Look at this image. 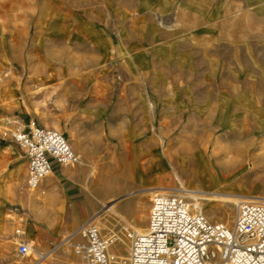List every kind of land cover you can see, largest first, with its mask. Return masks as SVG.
<instances>
[{
	"label": "rangeland",
	"instance_id": "1",
	"mask_svg": "<svg viewBox=\"0 0 264 264\" xmlns=\"http://www.w3.org/2000/svg\"><path fill=\"white\" fill-rule=\"evenodd\" d=\"M30 118L61 132L83 171L64 190L46 178L53 233L39 250L27 228L46 189L28 188L0 139V264H83L73 246L89 223L118 233L124 256L122 225L143 230L159 191L264 198V0H0V121ZM197 152L217 179L192 177ZM186 197L232 225L235 202Z\"/></svg>",
	"mask_w": 264,
	"mask_h": 264
},
{
	"label": "built area",
	"instance_id": "2",
	"mask_svg": "<svg viewBox=\"0 0 264 264\" xmlns=\"http://www.w3.org/2000/svg\"><path fill=\"white\" fill-rule=\"evenodd\" d=\"M0 139L20 152L31 190L39 189L55 170L81 162L61 132L34 121H0ZM120 234L129 244L124 256L112 249L119 234H103L91 223L81 230L83 240L73 246V252L83 264H264V202L238 201L229 227L209 221L198 202L160 192L150 200L146 227L139 230L123 224ZM17 253H29L25 241L18 240Z\"/></svg>",
	"mask_w": 264,
	"mask_h": 264
},
{
	"label": "crops",
	"instance_id": "3",
	"mask_svg": "<svg viewBox=\"0 0 264 264\" xmlns=\"http://www.w3.org/2000/svg\"><path fill=\"white\" fill-rule=\"evenodd\" d=\"M43 58H46V56H44ZM20 119H21V117H20ZM29 120H31V118L27 119V121H25V119H22L21 121L23 123H27V122H29ZM76 149H77V151H80L81 154L84 157L85 156L89 157V154H90L89 152H84L80 148H76ZM196 155H200L202 157V159H203L202 154L197 152V153L194 154V161H195ZM80 165H81V163H79L75 167V169H73V170H71L70 168L61 169V170H55V172L52 174V176L58 177V179L60 181V186L63 189L65 183H67V182L74 183V182H76L78 180L77 176L79 175V172L83 171ZM221 168H222L221 170L228 169L225 166H222ZM120 174H119L118 177L115 178L116 182H117V179H118L119 182H121L122 180L126 181L127 180V175L123 176V175H120ZM195 180L201 182V180H199V179H195ZM41 186L45 187V189H46V190L43 191V193L47 192L46 198L44 199L45 200V205H44V215H45V217L42 218V221H39V224H37L38 227L35 228L36 233H34V231L32 230L31 226H28L27 229H28L29 233H32V234L36 235L37 239L40 241L39 244H38V248L37 249H39V250H47L49 248V246L51 245V242L49 241V236L53 233V231L51 229L50 230L47 229V226L50 225V223H51V220H50L51 216L48 213H50L51 207L53 206V199H54V196H55L54 180L53 179H49V180L45 179V180L42 181V185ZM121 201L122 200H119V201L116 202V204H120L121 208L124 207V206L125 207L126 206H130L132 204L131 200H127L126 202H121ZM64 203H65V198H64ZM55 220L58 222V217H56ZM70 221H71L70 222L71 227H78V226H80L82 224V221L78 222L76 220V217H72L70 219ZM146 224H147V222H146ZM146 224L144 225L143 228L146 227ZM57 225L58 224L56 223L55 226H57Z\"/></svg>",
	"mask_w": 264,
	"mask_h": 264
},
{
	"label": "bare ground",
	"instance_id": "4",
	"mask_svg": "<svg viewBox=\"0 0 264 264\" xmlns=\"http://www.w3.org/2000/svg\"><path fill=\"white\" fill-rule=\"evenodd\" d=\"M191 175H192V177L194 179H199L201 181H203L205 179V177H209V178H211V180L212 179L215 180L218 177L217 173L212 168L208 169L206 167V164L203 163L202 157L200 155H196V157H195V163H194L193 168L191 170ZM32 190H38V189H32ZM160 192H171V191L163 190V191H159V193ZM173 193H177L178 194V192H173ZM183 193L185 194V192H183ZM180 195H182V194H180ZM185 195L188 196V197H191L193 199H196L198 197V196H193V195H191L189 193H187ZM199 197L204 198V199L214 200V201L222 200V201H224V203L225 202H232V203L235 202L236 204H237V201H240V200H243V199H248V198H245V197L240 199V198H237L236 196H234V197L233 196H222L220 194L210 195V196L201 194V195H199ZM249 198L257 199V200H260V201L264 202V198H256V197H249ZM105 207H106V205H105ZM104 209H108V208H104ZM109 209H111V207H109Z\"/></svg>",
	"mask_w": 264,
	"mask_h": 264
}]
</instances>
